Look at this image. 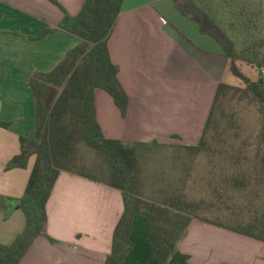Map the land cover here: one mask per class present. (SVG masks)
Returning a JSON list of instances; mask_svg holds the SVG:
<instances>
[{"label":"crops","instance_id":"obj_1","mask_svg":"<svg viewBox=\"0 0 264 264\" xmlns=\"http://www.w3.org/2000/svg\"><path fill=\"white\" fill-rule=\"evenodd\" d=\"M0 0V194L21 197L36 155L26 168L7 170L21 152V136L36 128L30 80L58 66L80 39L68 32L33 40L56 28L66 13L77 15L86 0ZM129 96L125 114L105 90L95 96L97 120L107 138L126 142L196 146L204 133L220 83L229 84V58L199 24L182 14L173 0H124L108 41ZM120 190L62 172L47 203V232L38 237L19 264H105L115 228L124 212ZM26 217L15 209L0 212V244L10 245ZM132 249L123 264H161L149 237L148 220L136 214ZM193 264H264V242L216 223L193 219L178 243ZM261 252V253H260Z\"/></svg>","mask_w":264,"mask_h":264},{"label":"trees","instance_id":"obj_2","mask_svg":"<svg viewBox=\"0 0 264 264\" xmlns=\"http://www.w3.org/2000/svg\"><path fill=\"white\" fill-rule=\"evenodd\" d=\"M50 1L62 6L58 0ZM123 1L86 0L79 14L73 16L66 13L56 28L46 27L37 35L30 36L33 40H42L50 33L64 31L77 36L80 43L70 49L53 70L36 71L31 77L36 128L31 138L21 136V152L7 163L6 169L26 168L33 155H36V161L21 197L0 194V212L4 217L8 218L19 208L25 214L26 224L12 244H0V264H19L40 236H46L56 243L47 232V203L62 172L103 183L123 194L124 212L115 228L112 251L105 264L124 263L133 246L131 231L134 216L138 213L147 217L149 237L161 264H193L190 256L179 250L178 243L190 222L195 217H201L198 213L200 205L185 194H165L161 201H152L145 197L142 190L145 182L143 150L150 145L165 143L156 141L149 144L107 138L97 120L95 96L98 90L108 92L123 114L129 104V96L119 80V67L113 63L108 46L122 12ZM173 1L182 14L199 24L201 32L209 34L221 44L229 58L231 73L245 84L242 88L220 83L199 144L180 146L198 154L211 150L208 131L213 126L222 98L229 91L239 93L242 97L250 96L259 104L262 116L261 142L254 153L256 163L253 169L264 176V78L253 79L239 65L242 61L264 65V61L254 60L256 56L252 58V45L238 49L235 40L204 6V0ZM10 125V122L0 120V126L9 128ZM91 154L94 155L92 158ZM240 183L249 182L242 179ZM232 215H236L235 211H232ZM236 218L234 220L238 222ZM204 220L264 241V212L246 224L242 222L234 227L215 220Z\"/></svg>","mask_w":264,"mask_h":264},{"label":"rangeland","instance_id":"obj_3","mask_svg":"<svg viewBox=\"0 0 264 264\" xmlns=\"http://www.w3.org/2000/svg\"><path fill=\"white\" fill-rule=\"evenodd\" d=\"M204 1L238 49L252 45V58L264 61V0ZM257 64L239 62L242 71L255 80L264 78V65ZM228 79L233 86H245L232 73ZM221 103L208 131L211 150L198 154L176 144L150 145L143 150L142 190L146 198L156 202L165 194H185L200 205L201 217L195 218L234 227L264 212V176L253 169L254 153L261 142L262 116L259 104L250 96L229 91ZM242 179L249 183H240Z\"/></svg>","mask_w":264,"mask_h":264},{"label":"water","instance_id":"obj_4","mask_svg":"<svg viewBox=\"0 0 264 264\" xmlns=\"http://www.w3.org/2000/svg\"><path fill=\"white\" fill-rule=\"evenodd\" d=\"M17 207H18V205H17Z\"/></svg>","mask_w":264,"mask_h":264}]
</instances>
